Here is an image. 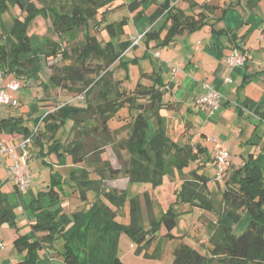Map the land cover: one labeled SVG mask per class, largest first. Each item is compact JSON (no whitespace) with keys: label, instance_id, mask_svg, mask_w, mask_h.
Listing matches in <instances>:
<instances>
[{"label":"trees","instance_id":"1","mask_svg":"<svg viewBox=\"0 0 264 264\" xmlns=\"http://www.w3.org/2000/svg\"><path fill=\"white\" fill-rule=\"evenodd\" d=\"M43 1L42 6H38L34 0H0V22L4 14L15 5L26 12L24 17H14L8 32L0 33V67L5 76L14 75L26 82L33 76L29 71L35 62L57 58L49 65L48 82L45 85L56 91L73 92V100H66L56 109L37 117L21 114L1 118L0 136L12 133L29 136L38 128L30 145L31 153L35 148L39 156H44L45 164L49 163L46 157L52 154L58 157L59 162H67L70 154L72 162L84 165L73 169L69 179L59 171L51 173L48 189L38 191L30 201L34 214L31 230L18 235L14 240L17 250L25 252V256L14 264H38L40 250L45 246L57 249V240L64 241L63 249H59V252L68 264H82L79 253L67 240L65 233L68 225L89 213L92 216L103 214L106 222L101 230L104 233H126L139 245L138 253L145 248L146 257L155 255L146 250L157 240L158 230L165 225L167 231L162 238L180 239L173 250V264H264V151L248 154L246 161L239 167L229 165L227 158L225 176L222 179L216 178L214 155L215 178L219 183L224 182L220 186L222 199L216 200V193L209 184L213 178L207 173L206 161L211 157L207 147L201 142L176 140L166 128V113L169 110L177 109L183 116L185 113L178 100L166 96L167 87L163 76L157 70L148 73L142 69L138 82L132 89L123 86L122 79H113V71L109 67L120 61L119 64L128 69L125 53L136 46L132 45L130 37L123 39L128 16L119 20L108 18V11L117 0ZM146 1L131 0L129 6L131 9H138L135 20L146 18L149 28L143 29L145 35L142 41L148 48L175 43L181 35L201 29L206 24H211L214 30V25L227 10L226 8L217 18H211V13L218 7L216 5L203 2V9L188 12L173 5L172 0H164L151 12H146L142 8ZM188 1L192 6L198 4L197 0ZM39 13L51 18L52 27L59 38L50 37L45 43L42 39L41 45L36 47L29 27ZM223 30L220 28L218 31ZM76 31L84 33L82 40L63 38L66 34L72 36ZM102 31L107 34L104 43L98 38V32ZM8 37L11 38L10 42ZM64 40L68 44L64 45ZM133 61L137 63V58ZM38 69L34 70L35 74L39 72ZM144 78H149L151 84L145 83ZM96 85L100 88L92 98L90 93ZM56 94L58 95L57 92ZM124 108H128L132 115H122ZM67 118L74 120V137L68 141L57 136ZM31 119L35 125L32 128L28 124ZM115 120L125 122L122 121L123 124L115 128L112 126ZM186 124L190 128L194 127L190 118ZM125 129L126 135L118 140L119 133ZM194 130L195 128L190 133L193 136ZM108 144H113L121 162H129L125 174L130 183L145 181L159 186L169 175L180 173L184 176L185 168L191 162L199 163L189 170L188 177L184 176L175 201L161 219L154 213L150 195L146 192L151 208L148 225L140 194L131 199L132 217L131 222L126 224L117 219V209L113 205L116 204L122 210L127 200L126 189L118 193L111 189L101 192L100 188L105 175L115 177L122 172V168H115L110 163L105 152ZM125 153L129 155V160H126ZM91 154L94 156L90 157ZM99 160L108 169L98 165L93 169L95 173L91 172L92 166L89 165ZM71 180L75 181L73 191L78 192V200L87 203L85 209L79 206L70 212L64 209L62 203L67 192L63 184ZM90 190H94L93 197H89ZM216 203L219 204L218 207ZM184 205L205 211V218L210 220L206 225L207 237L198 236L195 244L186 239L190 233L173 231L178 223V215L184 213ZM207 213L214 214L216 218H210ZM244 215L248 216V223L238 230L237 226ZM17 222L18 215L9 200V194L0 187V227L7 223L17 228ZM112 264L125 263L117 257Z\"/></svg>","mask_w":264,"mask_h":264},{"label":"crops","instance_id":"2","mask_svg":"<svg viewBox=\"0 0 264 264\" xmlns=\"http://www.w3.org/2000/svg\"><path fill=\"white\" fill-rule=\"evenodd\" d=\"M34 1L38 6H42V3H44L43 0ZM163 1L164 0H149L146 3L148 4V9L152 11ZM197 2V5L192 6L188 0H172L173 5L181 7L188 12L200 11L203 9L201 6L203 2L216 5L218 7L211 13V18H217L227 8L221 18L218 19V23L214 25L216 30H213L211 24H206L201 29L181 35L180 38L172 44L150 45L151 48H148L143 42L142 45L144 46L143 50L145 52L142 54L135 52L133 57L137 58V62L146 61V66L143 70L147 71V65H149L150 71L153 72L157 70V72L163 76L167 87L166 96L178 100L185 113L184 116L180 113L177 116L178 119L183 120L185 117L192 119L195 128L193 136L194 142H201L211 153V157H208L206 161L208 162L206 165L207 169L210 165H214L215 148L218 144L215 138L226 140L230 151L228 162L230 165L232 164L239 167L246 161L248 154H257L264 151V14H262L264 0H197ZM13 8L16 9H14V12L11 11ZM8 12L10 13L8 18L5 22H1L2 24L0 25V30H2L0 32L4 34L9 31L14 17H24V15H26V12L23 11L22 8H19L18 5L11 7ZM41 14L42 13H39L38 17ZM45 16L48 17V15ZM142 18L145 23H142L141 27L137 26L138 30L131 33V35H136L141 33L143 29L149 28V25L146 24V18ZM34 22L37 25L40 24V22L47 21L36 18ZM137 22L138 20H136V25ZM48 25L53 28L50 22H48ZM37 28H39L38 25ZM220 28L224 30L218 31ZM41 32L42 33L38 35L41 36L44 43L50 37L55 38V32V34L52 31L45 33V30H41ZM164 33L165 31L163 34ZM7 40L10 42L11 38L8 37ZM234 47L242 51H248L249 58L244 65L236 67L228 65L226 58ZM146 51L147 56H145ZM163 54L165 57H163ZM227 78L230 80H227ZM13 80L19 81L21 89L10 90V93L8 92L10 98L9 102L0 105V119L9 117L10 115L23 114L27 116L26 113L34 117L43 115V113L52 109L51 106L55 102L54 99L61 96V92L57 95L56 89H53V87L49 85H45L47 82L43 81L41 83L43 84L42 87L44 86L42 88L43 92H39L38 96L33 93L31 96L28 95L27 97H32L31 99L33 100L30 101L31 105L27 106L26 110L18 109L17 107L21 104L20 101L25 104L21 97H24L26 91H28L27 88H22L23 85L27 87L31 86L32 83L31 80L28 79L25 85V83L20 81L17 77H10V75L4 78L6 83ZM204 84H215L225 95L221 107L214 113L199 102L200 98L205 93ZM175 89H177L176 92ZM17 92H19L20 95ZM184 96H186L187 99H184ZM64 99L70 100L71 97H66ZM42 110H44L42 113L35 115L36 112H41ZM166 115L168 117L166 126L168 132L174 139L179 140V138H175V132H171L172 126H170V122L173 119L169 111ZM30 126L31 128L35 127L34 124ZM216 132L218 134L217 136H211V134ZM1 136L6 138L7 145L17 144L24 138L20 133L2 134ZM34 151L31 153L33 157L31 159V165L34 161L35 163L39 160L44 161V156H39ZM7 157L8 156H4L0 158V162H5L4 175L0 176L2 177V180L0 178V187L9 194V200L10 202L12 201V206L15 208L16 212H18V227H15L17 231L10 227L8 228L12 229L16 235H20L22 233H19L21 229L25 230L23 233H27L31 230V222L34 218L30 205V201L36 197L33 183H36V180H40L39 182L42 183L41 186L44 188L50 183H47L43 175L35 176V174H33L34 180L31 188L25 193L19 192L14 182L8 177L7 165L10 160L7 162L5 160ZM48 158L49 157H46V161H48ZM38 164L40 163L38 162ZM58 165L59 164L56 162L52 163V167L55 168H53L54 170L52 173L54 171H59L63 174L58 169ZM214 173L215 171H213L212 174ZM63 176L68 178L65 174H63ZM211 181H213V179ZM211 181L209 183L210 185ZM39 182H37L35 186L39 191L44 190L38 185ZM24 194H27L26 197H30L31 199L29 201L26 200ZM73 195L77 194L74 193ZM67 196L68 195H66V198ZM76 200H78V198ZM62 204L64 206V202ZM74 204H76V207L79 206V208L85 209V202L78 200ZM185 209L189 210V214L191 213L190 219H193L194 216H204L206 213L200 211L198 213V209H192L191 206H185ZM208 216L210 218H216L212 213H209ZM105 222L106 217L103 214L92 216L89 213L77 222L68 225L65 236L79 253L82 264L105 262L112 264L117 257L121 258L125 264L164 263L162 253L159 250L160 244L164 240L163 238L157 243L156 241L158 239L155 240L150 248L146 250L151 254H155L153 255L154 257H146L144 254L145 250L143 249L141 253H138L137 243L126 233H119L116 231L104 233L101 227ZM209 223L210 220L208 219L204 226ZM247 223L248 216L244 215L237 229H243ZM192 226L194 227V224L191 223V227ZM5 229H7L6 226ZM1 236L2 230L0 227V238ZM63 242V240L56 241L55 245L58 246L57 249L54 246H45L42 248L39 252L40 258L38 264H68L64 256L59 252V249H63ZM197 244L204 246L200 243ZM154 245H156V248L152 250L151 248ZM24 256L25 252L20 253L18 257L20 259H18V261L23 259ZM5 260L7 264H14L17 262L14 259L7 258ZM167 260L169 264H173L174 255L172 259Z\"/></svg>","mask_w":264,"mask_h":264},{"label":"rangeland","instance_id":"3","mask_svg":"<svg viewBox=\"0 0 264 264\" xmlns=\"http://www.w3.org/2000/svg\"><path fill=\"white\" fill-rule=\"evenodd\" d=\"M130 1L131 0H117L113 3V5L111 7L112 9H110L108 11V15H109L108 18L111 20H119V19L123 18L125 15L128 16V22L125 25V32L126 33L123 34V39H127V37H130L132 39V36L138 35L139 33L136 35H131V33L136 32L138 30L137 26L141 27V24L144 23L143 18H140L137 22V25H136L135 15H136L138 9L137 8L131 9V7L129 6ZM148 1L149 0H147L146 2H148ZM146 2L143 3L142 8H145L146 11L151 12V10L148 9V4ZM14 9L15 8H13L11 11L14 12ZM9 14H10L9 12H6L3 19L1 20V22H5V20L9 16ZM262 14H264V9L262 11ZM14 15H17V14H14ZM36 18H38L39 20H46L47 22H40V24H37L39 26V28H37V25L34 22ZM1 22H0V25L2 24ZM48 22H50L52 25L50 17L49 16L47 17L42 13L41 15H39V17H38V15L35 16V18L30 23L29 31L34 36L33 41H34V45L36 47H39L42 43L41 42L42 38L40 35H38V34L42 33L41 30L42 31L45 30V33H48L51 31L53 33L55 32L54 29L48 25ZM0 31H2V30H0ZM73 35L69 36L68 34H66L63 38H66V39L68 38L69 40H71L72 38L73 39L78 38V40H82L84 38V33L80 32V31L79 32L76 31L75 33H73ZM54 36L56 39L59 38L58 34L57 35L55 34ZM98 38L100 39V41H102V43H104L106 38H107L106 32L105 31L98 32ZM63 42H64V45L68 44L65 42V40ZM142 43H143V41H141L140 44H138V45L136 44V46L131 47L126 51L124 58H125V60L128 61V64H129L128 69L126 67L120 65L119 64L120 61H117L115 64H112L111 67H109V70L112 69V71H113V79L114 80H115V78L116 79H122L123 80L122 81L123 86H125L127 89H132L135 86V84L138 82V79H139L138 78L139 73H141L142 69H144L146 66V61H139L137 63L133 61V58H134L133 56H134L135 52L139 53V54H142L145 52L143 50L144 46L142 45ZM132 45H135V44H132ZM163 57H165L164 54H163ZM56 60H57V58H53L50 60L51 62L47 60V61H44L41 63H40V61H37L34 63L32 70L30 69V71H29V74H33V76L28 78L31 80L32 85L27 86V87H25L23 85L22 88H24V89L27 88L28 91H26V94L24 97H21L22 101L25 104H23L20 101L21 104L17 107L18 109L26 110L27 109L26 107L31 105L30 101H33V100L31 99L32 97H27L28 95L31 96L33 93L34 95L38 96L39 92H43L42 88L44 86L42 87L41 81L42 82L43 81L48 82L47 76L49 73V65H50V63L55 62ZM41 64L43 65V67H41ZM37 68H39L38 69L39 72L37 74H35L34 70H36ZM147 68H148L147 72L151 73L152 71H150L151 69H150L149 65H147ZM12 76H14V75H10V77H12ZM143 80L145 83L151 84V80L149 78H144ZM24 81L25 80H22V82L25 83V85H26L27 81L26 82H24ZM99 88H100V86L96 85V87L90 93V97L93 98ZM180 90H184V89H180ZM176 91H177V89H175V92ZM56 92L58 94H60V92H61V96L54 99L55 102H54V104H52L51 110L56 109L58 106L63 104L66 101V99H64V98L71 97L73 95V92L67 91V90L56 91ZM17 93L19 94V92H17ZM174 95L176 96L175 93H174ZM183 98L187 99L186 96H184ZM72 100L73 99H71L70 101H72ZM85 102H86V98H85ZM43 111L44 110H42L41 112H36L35 115H39V113H42ZM121 114L126 115V116L132 115L131 112H129L128 108H124L122 110ZM169 114L171 115V118L173 119L170 122V126H172L171 132L172 133H173V131L175 132V134H174L175 138H179L183 142L189 140L190 142L196 143L193 140V135H191L192 134L191 131L194 127L190 128L186 124V121L188 118L185 117L183 120L178 119L177 116L180 114V111L177 109L169 110ZM26 115H28V114L26 113ZM122 121H123V123L125 122L124 120H122ZM122 121L115 120V121H113L112 126L116 128V127L120 126L121 124H123ZM28 123L30 125L34 124L32 119L28 120ZM73 124H74V120L72 118H67L66 121L64 122L60 132L57 134V136L61 137L63 140L66 139V141L72 140L74 137V133H73V129H72ZM126 133H127L126 129L122 130L121 133H119L118 140H120V138L124 137L126 135ZM217 135H218L217 132L211 134V136H217ZM34 152L37 153L36 150ZM105 152L108 154L109 159H110V163L112 164V166L115 168H122V172L120 175L115 176V177H109V175H105L104 180L102 181V183L100 185L101 186L100 187L101 192H104L107 189H111V190L117 191L119 193V192H122L123 190L126 189L125 191H126L127 200H126L125 205L122 208V210H120V207H118L116 204L112 203L114 205V207L117 209V219L119 221L126 223V224L131 222V217H132V214L130 212L131 211V199L135 195L140 194L141 198H142L143 214H144L145 222L148 225L149 216L151 215V213H150L151 208L149 207L147 196L145 195L146 192H148L150 195V198L152 201V206L154 209V213L156 214L158 219H161V217L163 216V213L170 207L172 202L175 201L177 190L180 188L184 176L188 177L189 176V174H188L189 170L191 168H193L194 166H196V164L199 163V162H191L189 167L185 168L184 176H182V174H180V173H178L177 175H174V176L169 175L166 177V180L163 184H161L159 186H154L151 182H145V181L131 182L130 183L129 178L125 174V168H126V165L129 164V162H127V161L123 162V160H122V162L120 161V159L117 157V153L115 152L113 144H108L105 147ZM92 156H94V155L91 154L90 157H92ZM124 156H125L126 160H129L128 154L125 153ZM32 158L33 157H31V159ZM5 160L7 162H9V160H10L8 165L12 161L9 157H7ZM48 161H49L48 164H45L42 160L38 161L40 164H38V162L35 163V161H34V162H32V165H31L32 173L35 174V176L43 175L44 179H46L47 183H49L51 181L50 180L51 179L50 174L55 169L54 167H52L53 162H56L57 164H59L58 169L63 174L68 176V178L66 177L67 179H69L71 177V172L73 169H77L79 166L84 165V163L83 164L82 163L76 164V163L72 162V157L70 154L68 155V162H59L58 157H56V155H53V154L49 156ZM228 164H229V162H228ZM4 165H5V162H0V176L4 175ZM98 165L101 168L106 166V164H104V162H102V160H99L98 162H96V163L93 162V163H91V165H89V166H92V167H90V171L94 172L93 169H95L96 166H98ZM105 168L108 169V167H105ZM40 170H41V172H40ZM207 171L210 174V176L213 178V181H211V186L216 193L217 198H215V199L221 200L222 199V189L220 186H221V183L224 184V182L222 181L221 183H219L220 181H218V179L215 178V173L212 174L213 171H215V165H210V167L207 169ZM0 178L2 180V177H0ZM39 181L40 180H36V183ZM36 183L34 182L33 186H34V190L36 191V195H37V193H38L37 191H39V189L35 186ZM41 184L42 183H40V182L38 183V185L41 187V189H44V190L48 189V186L46 188H44L41 186ZM72 184H73V186H72ZM74 184H75V181H72V180L70 182L66 181L63 184L64 188L67 192L66 195H68L67 198L65 195V199L63 200L65 209L67 211H70L72 209L77 208L74 204L75 202L78 201V200H76L77 195H73V194L74 193L78 194V193H77V191H75V192L73 191ZM88 194H89V197H93V195L95 194L94 190H90L88 192ZM26 195L27 194H24V197H26ZM78 196H79V194H78ZM103 197L107 200L106 195H104ZM30 199H31L30 197L29 198L26 197V200L29 201ZM107 202H109V199L107 200ZM11 203H12V201H11ZM89 205H90V203H89ZM216 205H217L216 207H218L219 204L216 203ZM85 206H87L86 202H85ZM185 206H190V205H184L183 206L184 213L181 212L178 215V223L175 226L173 231H174V233H178V232L190 233L186 239H187V241L195 244L194 243L195 239H197L199 237L203 238V236H204V238L207 237L206 236L207 228L205 229L206 226H204V224H206L208 219L205 218L204 216H200V215L194 216L193 219H190L191 213L189 214V211H187V209H185ZM200 212H201V210H200ZM198 213H199V211H198ZM207 215H208V213H207ZM191 223L194 224V227L193 226L191 227ZM5 226L7 229H5ZM8 227L12 228L13 230H16L15 227H12L7 223L1 225L2 236H1L0 240L4 241L6 245L2 250H0V264H7L6 260H5L7 258L12 259V260L14 259L15 261H18V259H20V258H18L19 254L22 253L21 251L17 250L15 243H14V240L18 236V234L16 235L13 232V230L8 228ZM24 231L25 230L21 229L19 233L22 232L21 234H24L23 233ZM166 231H167L166 226L162 225L161 228L157 232V235H158L157 239L158 240L156 241V243L160 239L162 240V236L165 234ZM191 236H192V238H191ZM123 238H124V235H123ZM163 239L164 240L161 242L159 250L162 253L164 263L169 264L167 259H172V256H173L172 251L176 247V245L179 243L180 239L179 238H174V239L163 238ZM155 246L156 245L152 246L151 249L154 250L156 248ZM138 247H139V245H138ZM144 250H145V248H144ZM153 257L154 256H151L150 258H153ZM149 261H152V260H149Z\"/></svg>","mask_w":264,"mask_h":264},{"label":"built area","instance_id":"4","mask_svg":"<svg viewBox=\"0 0 264 264\" xmlns=\"http://www.w3.org/2000/svg\"><path fill=\"white\" fill-rule=\"evenodd\" d=\"M145 32H141L136 36H132L133 44H140L143 40ZM249 58L247 51H242L234 47L227 55V63L231 67L244 65ZM5 75L0 67V105L9 102V91L20 88V83L17 80L6 83L4 81ZM227 80H230L227 78ZM205 93L200 98L199 102L203 104L208 110L214 113L219 109L225 99L224 93L215 84H204ZM38 128L35 129L29 136L24 138L14 145H7L6 138L0 136V158L8 156L12 161L7 166L8 176L14 182L17 189L20 191H28L31 187L33 176L30 168L31 151L30 145L33 141L34 135L37 134ZM218 142L215 148L216 157V178L222 179L225 176L227 167V158L230 154L226 140L215 138ZM5 242L0 240V250L5 247Z\"/></svg>","mask_w":264,"mask_h":264}]
</instances>
